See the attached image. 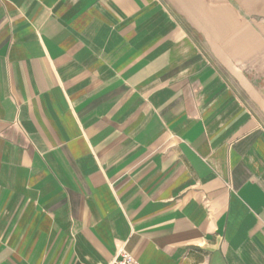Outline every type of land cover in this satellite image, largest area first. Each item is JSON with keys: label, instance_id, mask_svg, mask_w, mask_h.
Listing matches in <instances>:
<instances>
[{"label": "crops", "instance_id": "crops-1", "mask_svg": "<svg viewBox=\"0 0 264 264\" xmlns=\"http://www.w3.org/2000/svg\"><path fill=\"white\" fill-rule=\"evenodd\" d=\"M264 264V0H0V264Z\"/></svg>", "mask_w": 264, "mask_h": 264}, {"label": "built area", "instance_id": "built-area-1", "mask_svg": "<svg viewBox=\"0 0 264 264\" xmlns=\"http://www.w3.org/2000/svg\"><path fill=\"white\" fill-rule=\"evenodd\" d=\"M109 264H140L135 257L126 251H121Z\"/></svg>", "mask_w": 264, "mask_h": 264}]
</instances>
